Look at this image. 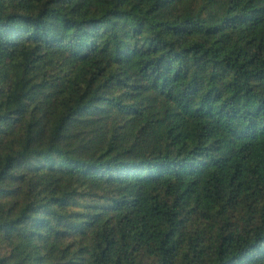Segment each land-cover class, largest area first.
<instances>
[{
	"label": "trees",
	"instance_id": "16d2710c",
	"mask_svg": "<svg viewBox=\"0 0 264 264\" xmlns=\"http://www.w3.org/2000/svg\"><path fill=\"white\" fill-rule=\"evenodd\" d=\"M0 264H264V0H0Z\"/></svg>",
	"mask_w": 264,
	"mask_h": 264
}]
</instances>
